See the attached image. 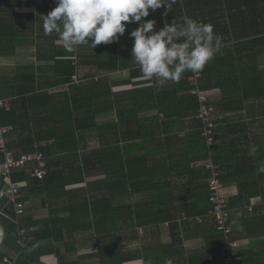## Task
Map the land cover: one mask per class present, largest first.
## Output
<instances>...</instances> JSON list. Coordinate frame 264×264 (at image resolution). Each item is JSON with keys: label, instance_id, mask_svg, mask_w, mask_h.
Masks as SVG:
<instances>
[{"label": "trees", "instance_id": "16d2710c", "mask_svg": "<svg viewBox=\"0 0 264 264\" xmlns=\"http://www.w3.org/2000/svg\"><path fill=\"white\" fill-rule=\"evenodd\" d=\"M17 1L21 0H0V55L5 52V42L15 45L25 42L32 37L28 32L35 31L34 23H43L41 17L29 15L31 19L26 23L31 29L22 27L25 20L20 25H12L21 16L28 15L13 12ZM248 1L245 0V3ZM48 3L53 7L56 0H48ZM224 5L222 0H178L167 16L163 15L165 9L162 7L155 13L150 11L146 19L156 20L154 30L162 28L165 21L170 23L174 18L179 21L185 15L220 28L224 27L220 22L223 20L221 11ZM7 15H12L13 19H7ZM136 26L128 25L124 35L112 43H101L94 49L90 45L76 46L80 51L75 65L73 56L58 57L52 52L48 58L54 62L53 66L28 64L18 66L13 75L0 72V99L6 102L0 108V124L12 126L5 134L7 150L12 151L15 158L23 153L41 150L48 158V172L43 179L31 176L35 164L13 168L12 181L23 184L18 201L25 205V211L17 217L15 204L8 198L0 197V223L8 227V231L0 230V264H4V258L10 256L9 252L2 250V245L8 246L15 254L9 257L14 264H34L40 251L46 249L45 245L38 243L42 239H55L60 235L55 241H64L83 234L88 237L89 233L97 235L96 246L101 264H125L141 258L140 253L132 254L126 247L129 241L137 238L135 231L132 235L130 233L131 228H136L134 224L131 227V221L133 218L138 221L145 213L142 207L140 211V206L134 208L128 204V189L140 186V182L136 184L133 180L143 176L140 159L146 144L141 140L151 136V122H158L161 113L169 119L176 116L195 117L199 102L196 96L190 94L188 79L195 75L193 73L186 72L179 82L161 83L155 78H144L139 65L131 59L133 38L129 33ZM243 37L248 38L239 47L246 60L262 53L259 50L250 54L256 44L264 42L263 36L246 34ZM73 53L74 50L70 52L71 55ZM87 64L95 65L97 71L82 74L79 66ZM247 68H244L245 71ZM230 72L232 69L219 56L215 62L209 61L200 72L202 88L224 86L222 78ZM211 73L216 75L214 85L208 82L213 77ZM74 75H77V81L73 79ZM44 77L47 80L43 83ZM121 86L128 88L116 89ZM58 87L60 90L50 92ZM154 110L158 111L154 116L143 115ZM110 113L115 116L113 123L102 124L98 121L99 117ZM5 156V152L0 150V164L5 162ZM219 163L218 158L216 164ZM244 166L236 167V176L251 173L252 169L249 171L248 166ZM207 171L210 177V171ZM259 174L261 180L254 182V185L259 186L257 192L264 197V173ZM93 175H101V178L91 180L87 187L68 188L69 185L85 182ZM227 178L222 171L223 183ZM247 182H240L239 185L245 187ZM247 185L248 188L251 186ZM6 186L4 173L0 171V189ZM209 193L208 189L203 200L208 205L204 213L212 209ZM251 195H241V198L250 202ZM37 198H41L50 216L42 218L34 215L29 204ZM235 204L245 205L239 201L232 202L231 206ZM263 208H254L249 216H255ZM235 219L232 213L230 223L234 226ZM141 223L138 222L137 226ZM22 229L27 230L21 238L23 243H20L18 239ZM176 231L178 234H173L170 244H149L148 248H143L144 253L151 249L158 250L162 252L164 261L170 260L172 264H223L222 253L227 239L222 231L216 229L214 221L204 232L207 247L187 256L181 232L179 229ZM230 238L237 239V233L233 231ZM28 240L31 241L29 244ZM254 244L260 247L264 245V240ZM54 245L50 243L48 246L54 248ZM36 251L38 256L34 254ZM256 253L248 261L251 264H264V249ZM239 264H245V261Z\"/></svg>", "mask_w": 264, "mask_h": 264}, {"label": "crops", "instance_id": "0c3cea01", "mask_svg": "<svg viewBox=\"0 0 264 264\" xmlns=\"http://www.w3.org/2000/svg\"><path fill=\"white\" fill-rule=\"evenodd\" d=\"M222 1L227 11L223 15L224 27L214 28L215 33L222 38V49L211 61L215 62L219 56L220 60H225L232 72L222 78L224 86H213L204 90L209 93L217 124V138L212 161L216 164L219 158L223 174H227L223 193L232 213L236 216L237 228L232 225L240 243L238 251L245 264H251L252 256L264 249V245L258 247L254 244L264 240V208L253 217H250L249 210H246L251 202L264 198L257 192L259 186L254 185V182L261 180L257 169L260 163L264 162V42L256 44L250 54L259 50H262V53L258 56L252 55L253 57L248 60L242 56L239 44L244 43L248 38L243 37L246 34L264 37V0H249L247 3L245 0ZM47 3L48 0L17 1L13 12L28 15L21 16L14 24H11L20 25V22L25 20L26 26L24 24L22 27L31 29L26 23L31 16L37 18L47 15L49 10L56 6L52 7ZM6 17L13 19L12 15ZM246 20L251 22L245 23ZM34 24L35 31L28 32L32 34L30 39L16 45L13 42L4 43L6 49L3 55H0L2 74L13 75L18 66L28 64L53 66L54 62L48 58L52 52L58 57L73 56L62 47L55 32L45 35L43 23H38L40 29L36 22ZM82 67L83 65L80 66V72ZM244 68H247L246 71ZM211 74L213 77L207 81L214 85L216 75ZM42 79L44 83L47 77ZM56 90H60L59 87L51 89L50 92ZM157 112V110L149 111L143 115L150 117ZM141 142L146 144L140 159L142 166L140 170L143 176L133 180L136 184L138 182L141 184L128 189V204H132L134 208L140 206V211L142 207V211L145 212L138 221L136 218L131 221V227L134 224L136 228H131L129 232L132 235L135 231L137 238L128 242V251L130 250L132 254L140 253L141 258L125 264H164L162 252L151 249L144 253L143 248H148L149 244L157 242L170 244L173 241V234H178L176 231L178 229L181 232L180 237L183 239L186 256L195 251L204 250L207 247L204 232L214 221L209 214L210 210L208 213L203 212L204 208L208 207L203 200L209 189L210 178L205 165L211 159L212 152L201 132L200 120L196 118V115L195 117L176 116L169 119L167 115L161 113L158 122H151V136L148 139H142ZM252 146L257 148L255 153H250ZM215 155L218 157L215 158ZM238 165H245L244 167L247 165L249 171L252 169L251 173L246 172L236 176ZM209 173L211 176V172ZM99 176H89L85 182L69 185L68 188L87 187L88 182L101 178ZM247 179H249L248 182ZM240 182H247L251 186L248 188L246 184L242 187L243 185H239ZM248 193H252L250 202L241 198V195L245 197ZM239 201H243L245 205L231 206L232 202ZM29 206L32 207L36 217L50 216L41 198L31 201ZM258 206L264 205L257 203L255 208ZM68 215L67 211L66 216ZM147 216L150 217L147 218ZM249 219L250 222H247ZM136 221L142 223L137 226ZM154 222L157 224L155 225ZM18 224L16 225L20 227ZM109 225L112 224L109 223ZM0 230L8 231V227L0 223ZM87 235L88 237L83 234L75 239L66 238L64 241H55L60 238V235H57L55 239H42L38 243L40 246L45 245L46 249L40 251V256L38 251L34 253L38 256L34 264H101L98 246H96L97 235L95 233ZM29 240L28 244L32 241L29 242ZM87 241L90 246L85 245ZM50 243L55 244L54 248L48 246ZM70 243L73 246H70ZM2 250L9 252L10 256H15L6 245H2ZM10 256L5 258L10 259Z\"/></svg>", "mask_w": 264, "mask_h": 264}, {"label": "clouds", "instance_id": "9594fccd", "mask_svg": "<svg viewBox=\"0 0 264 264\" xmlns=\"http://www.w3.org/2000/svg\"><path fill=\"white\" fill-rule=\"evenodd\" d=\"M177 2L56 0V6L41 18L45 35L55 32L62 47L69 52L75 48L74 53L78 48L76 46L90 45L94 49L101 43H112L124 35L128 25L136 24L129 33L133 38L131 59L139 65L144 78H155L161 83L179 82L186 72L197 74L203 71L206 64L221 51L222 38L210 23L187 15L179 21L175 18L170 23L165 21L162 28L154 30L156 20L146 19L150 11L155 13L163 7V15L167 16ZM77 54L73 55L76 59L74 65L79 60ZM256 151V146H252L250 153ZM257 172L264 173V162L260 163ZM164 264L172 262L166 259Z\"/></svg>", "mask_w": 264, "mask_h": 264}, {"label": "built area", "instance_id": "2783aa9c", "mask_svg": "<svg viewBox=\"0 0 264 264\" xmlns=\"http://www.w3.org/2000/svg\"><path fill=\"white\" fill-rule=\"evenodd\" d=\"M73 79L77 81V76ZM202 74L197 73L189 77L190 94L197 97L199 102V108L196 113V118L201 122V131L206 138L207 145L212 152L211 159L206 163L205 168L210 170L211 176L209 178V201L212 204V209L209 211L210 216L214 218L215 227L218 231H222L225 234L226 242L223 247L222 262L223 264H238L243 260V257L239 254L238 247L240 243L238 240L231 239L230 235L233 232V225L230 223L232 209L228 204L225 197L224 183L222 181V171L218 164H214L212 158H214V146L216 143L215 132L217 124L215 121L214 110L210 104L209 93L202 88L201 84ZM6 105L5 100L0 99V108ZM12 129L11 125L0 124V150L5 152L6 160L3 164H0V171H3L5 176V182L7 186L0 189V197H5L11 200L15 204L16 216L19 217L25 211V205L18 201L21 194L22 183L12 181L13 168L26 167L29 163L35 164L31 171V176L37 179H43L48 172V158L41 150H36L31 153H23L20 157L15 158L12 151L7 150L5 134ZM260 200V202H259ZM255 200L250 203L248 209L250 212L254 211L257 203L264 204L262 199ZM17 223V219L15 220ZM25 232L24 229L20 232V238L18 241L23 243L21 235ZM4 264H14L10 259L5 258Z\"/></svg>", "mask_w": 264, "mask_h": 264}, {"label": "rangeland", "instance_id": "374dc122", "mask_svg": "<svg viewBox=\"0 0 264 264\" xmlns=\"http://www.w3.org/2000/svg\"><path fill=\"white\" fill-rule=\"evenodd\" d=\"M226 9L225 8H223V10L221 11V13H225L226 14ZM224 14V15H225ZM224 20H221L220 22H221V24H222V22H223ZM227 21H229L228 19H227ZM215 24V23H214ZM211 25H213V24H211ZM37 27L40 29V26H39V24H38V22H37ZM217 28H219V27H217ZM79 48V47H78ZM77 48V50H78V52L80 51V48L78 49ZM77 50H76V52L75 53H73V55L74 56H76V54H77ZM78 57H79V54H78ZM5 68H8V67H5ZM97 71V68H96V66L95 65H93V64H87V65H84L83 67H82V74L83 73H85V74H93L94 72H96ZM124 88H128V86H121V87H116V89H124ZM114 118H115V116H114V114L113 113H110V114H105V115H103V116H101V117H99V119H98V121L100 122V123H102V124H111V123H113L114 121ZM93 144V143H92ZM63 161V160H62ZM91 243H92V241H90ZM85 245L86 246H90V244H89V241H87V242H85ZM126 247H127V250H128V244L126 245ZM86 248V247H85ZM92 251V250H91Z\"/></svg>", "mask_w": 264, "mask_h": 264}]
</instances>
